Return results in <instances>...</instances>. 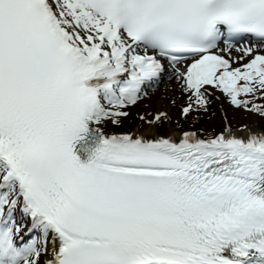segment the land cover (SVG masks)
Returning <instances> with one entry per match:
<instances>
[{"label": "snow or ice", "instance_id": "6c2138e0", "mask_svg": "<svg viewBox=\"0 0 264 264\" xmlns=\"http://www.w3.org/2000/svg\"><path fill=\"white\" fill-rule=\"evenodd\" d=\"M166 83L264 117V0H0V264H264V131L109 130Z\"/></svg>", "mask_w": 264, "mask_h": 264}, {"label": "rangeland", "instance_id": "374dc122", "mask_svg": "<svg viewBox=\"0 0 264 264\" xmlns=\"http://www.w3.org/2000/svg\"><path fill=\"white\" fill-rule=\"evenodd\" d=\"M216 96H219L220 99L214 100L212 102L213 105L209 106L208 111L205 113L207 115V119H209L211 129H208L204 136L215 135L223 131L226 126V121L234 130L243 129L245 126H247V128H257L258 130H263L262 125L264 123V117L255 113L247 112L244 109H232V105L230 106L227 98L218 93H216ZM173 101H175V103H173ZM186 103V97L185 99H182V95L180 94L178 88L172 84L166 83L161 85L159 90L153 93L149 99L140 102L137 106L130 109L131 116L128 120H131L135 116L138 119L136 120V126L134 128L144 125V122L142 123L139 120V116L142 114L138 115L136 113L144 110V107L149 105L148 109L151 111L149 113V115H151L150 119L161 111L167 112L171 117V119L166 122L168 125V131L166 133L172 131L174 128L178 132H182L184 130H188V127H183L187 118H184L181 115V109L186 106ZM194 114L195 113L189 116V118L193 117ZM144 127H146V125H144Z\"/></svg>", "mask_w": 264, "mask_h": 264}, {"label": "trees", "instance_id": "16d2710c", "mask_svg": "<svg viewBox=\"0 0 264 264\" xmlns=\"http://www.w3.org/2000/svg\"><path fill=\"white\" fill-rule=\"evenodd\" d=\"M148 108H149V105L144 107V110H141V111L137 112L136 114H138V115H140V114L146 115L148 117V119H150L151 115H149V113L151 111H149ZM229 110H230V108H229ZM222 116H223V113H222ZM137 119L138 118H136L134 116L131 120H126L124 122V127L123 128H121V129H110V130H112V131H128L130 129H133L136 126V120ZM183 127L184 128H187V127L188 128H195V129H197L198 131H201V132H207L208 129H211L210 123H209V119H207V115L202 113V112L199 113L198 115H194V117H191V118L188 117L187 121L184 122ZM262 127H263V130H264V124L262 125ZM158 131L160 133H162V134L166 133L168 131L167 123L166 122L162 123L159 126Z\"/></svg>", "mask_w": 264, "mask_h": 264}, {"label": "bare ground", "instance_id": "6f19581e", "mask_svg": "<svg viewBox=\"0 0 264 264\" xmlns=\"http://www.w3.org/2000/svg\"><path fill=\"white\" fill-rule=\"evenodd\" d=\"M251 129H253V131L259 132V130L257 128H251ZM172 131L179 133L175 128ZM234 132H236L237 135H246L247 134L246 132L241 133V132L236 131V130H234Z\"/></svg>", "mask_w": 264, "mask_h": 264}]
</instances>
